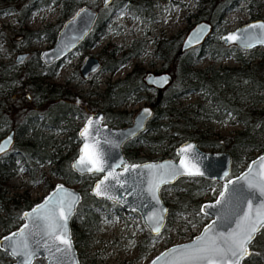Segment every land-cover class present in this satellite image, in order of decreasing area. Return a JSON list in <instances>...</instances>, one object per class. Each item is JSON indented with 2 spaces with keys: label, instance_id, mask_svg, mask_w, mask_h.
<instances>
[{
  "label": "trees",
  "instance_id": "16d2710c",
  "mask_svg": "<svg viewBox=\"0 0 264 264\" xmlns=\"http://www.w3.org/2000/svg\"><path fill=\"white\" fill-rule=\"evenodd\" d=\"M241 1H245L249 19L264 18V14H260L262 0H195L197 11L193 15L197 20L212 19L213 22H217L223 10L237 7ZM81 3L82 0H0V15L4 11L16 12L17 22L19 26H23V20L33 10L58 4L61 15L67 18ZM86 3L89 6L93 4L91 7L98 9L99 19L102 18L104 21H107L112 12L122 5H126L131 14H137L143 20H151L155 17L149 0H117L106 7L107 9L99 7L95 0H87ZM104 24L103 22L99 27L98 22L95 24L88 34L91 41L97 39L98 34L105 30ZM59 25L45 23L42 28L22 27L20 30L27 41L43 39L53 42ZM214 34L212 32L203 43L182 52H178L179 40L176 36L158 38V57L163 59V69L168 70L172 75L170 84L158 92L156 110L158 119L164 117L168 120L165 127H170L172 132L167 133V130H163L159 133L158 128V136L160 140L169 139L172 136L171 144L173 145L191 138L199 147L206 146L210 150L228 151L232 159L230 175H233L254 153L264 151V47L242 49L235 44L225 45ZM140 47V41L134 40L126 52H135ZM37 54V49L32 50L29 59L19 65L0 63V136L6 132L4 128L6 125L9 127L8 130L12 128L14 131L12 147L0 155V210L3 211L0 215V231L3 234L18 226L21 221V212L33 204L21 194L6 195V188L19 166V161L25 165L48 161L54 164L51 171L61 176L65 183L79 185L81 200L70 219L71 233L77 247L82 245L94 231L99 216L97 209L101 206L108 208L111 203L89 194L92 182L90 176L86 174L80 176L71 169L69 161L75 156L76 147L70 155L62 154L61 146L55 143L50 133L44 131L57 128L63 122L65 127L73 129L69 136L62 140L63 143H73L72 140L78 143L77 125L72 124L71 116L78 112L80 106L78 107L73 98L62 97L60 91L56 90L54 93L55 90L52 87L47 89L46 85L41 86L44 82L42 78L53 75V67L41 64ZM204 55L211 60L230 56L237 61V64L216 67L195 66L197 59ZM109 62V56H107L104 67L107 68ZM15 83L18 84L22 94L31 95L29 105H25L28 101L26 102L22 94L19 97L15 96ZM191 90L200 93L201 98L180 107L173 105L178 97L184 96ZM77 114L81 116L82 113ZM198 116L213 120H224L234 116L242 127L229 135L212 137L201 135L195 132ZM143 137L151 139L150 136L143 135ZM139 148L140 142L137 138L133 139L123 146L124 155L131 160L138 159ZM173 154L172 150L169 155ZM189 179L192 182L178 189L177 198L168 205L165 224L161 231L174 223L178 212L190 211L187 207L189 203L195 205L187 217L190 219L188 225L202 226L206 222V216L200 213L198 202L193 198V192L200 191L213 180L206 177H189ZM161 196L166 203L164 196ZM151 237L152 235L145 230L138 245L137 256L143 255L148 250L147 241ZM249 249L251 255L245 257L241 264H264V228L256 234ZM5 254L0 250V261L4 262ZM134 261L135 259H130L120 264H134ZM4 264H9V261ZM33 264L38 263L34 261Z\"/></svg>",
  "mask_w": 264,
  "mask_h": 264
},
{
  "label": "rangeland",
  "instance_id": "374dc122",
  "mask_svg": "<svg viewBox=\"0 0 264 264\" xmlns=\"http://www.w3.org/2000/svg\"><path fill=\"white\" fill-rule=\"evenodd\" d=\"M151 1L154 2L151 6V11L155 12V17L153 19L142 20L139 15H132L126 5H122L110 17L106 32L100 39L88 47L82 46L72 50L55 67L51 77L42 78L44 82L41 86L46 85L47 89L52 87L55 90L54 93H56V90L64 92L61 96L67 93L69 97L74 98L75 95L78 101H87L88 99H96L98 101L102 97L99 96V93L105 88L107 82L110 83L115 79L121 78L133 67L148 68L146 63L151 57L148 51L153 49V44L147 45L146 50L142 54L121 64L113 72H109L105 68H102L91 75V79L86 80L81 79L82 77L78 71V65L81 62L82 56L86 54L101 53L103 59L106 54H104V52L115 47V57H118L121 52H125L128 49L129 45L134 40H139L140 44L145 42L149 43V40L155 37L160 38L174 35L180 41L191 24L197 21V18L193 15L197 11L195 0ZM262 1L263 5L260 9V14H264V0ZM114 2H117V0H114ZM190 13L191 15H189ZM16 15V12L13 11H4L0 15V63L6 65L10 63L18 64L19 62L14 61V57L20 52H28L29 55L27 59H29L32 50L37 49L39 51L40 49L50 46L52 43L51 40L43 39H30L27 41L20 30L22 27L28 29L42 28L45 23L61 24L66 18L61 15L58 4L47 5L31 11L23 20V26H19ZM247 20H249V14L245 8V1H241L237 7L223 10L217 22H213L212 19L210 21L214 24L212 32L219 38L220 34L224 31L232 29ZM157 62L158 70L163 69V59L158 57ZM235 64H237V61L230 56L211 60L206 55L201 56L194 63V65L198 67H204L206 65L216 67ZM14 88L15 96H21L22 93L17 83L14 84ZM70 93H73V95H70ZM22 96L25 98L26 102L28 101L25 105H29L31 95L23 93ZM200 98V93L191 90L184 96L178 97L173 105L180 107L182 105L194 103ZM140 104L139 100H134L125 103L121 106V109L134 112ZM71 120L72 124H80L83 119L74 114ZM167 122L168 120L164 117L157 120V123H159V133L163 130H167V133L172 132L170 127H165V123ZM109 124L115 126L114 122H110ZM195 126L196 133L209 135L211 137L229 135L235 133L242 127L234 116L224 120H213L204 116H198ZM4 128L5 131H7L9 127L6 125ZM72 130V128L65 127L64 123L61 122L59 127L45 129L44 131L50 133L51 137L55 139V143L61 146L62 154L70 155L73 149L77 147V144L74 140H72L73 143H63L62 140L67 138ZM172 140V136L169 139L160 140L158 134H154L151 139L145 138L142 140L138 154L145 159L172 157V155L169 154L172 150L174 152V147L176 146L171 144ZM201 148L210 150V148L206 146ZM255 154L257 153L253 155ZM72 158H70V160ZM247 162L248 161L240 165V170L246 166ZM53 166L54 164L48 161L35 165H25L22 161H19V166L10 178L9 186L6 188V195L16 196L21 194L22 196H26L33 203L37 202L53 186L55 181L63 180L61 176L51 171V167ZM97 176V174H90V180H93ZM191 182L189 177H186L177 180L173 184L163 186L160 189V193L164 196L166 204H172V200L177 198L178 189H182V187L189 185ZM221 187L222 181L213 180L212 183L202 188L200 191H194L193 198L198 202L199 206L200 202L215 198ZM194 205L195 204L189 203L187 207L190 208V211H185L183 213L178 212L171 226H168L166 230L160 231L157 235H152L147 241L148 250L141 256H137L138 245L147 229L138 212L135 210L129 211L123 209L115 203H111L108 208L101 206L97 209L99 216L94 231L86 238L82 245L77 246L79 261L80 263L86 264L91 262L95 264H120L122 261L135 259L134 264H146L151 256L161 251L163 248L170 244L190 239L199 231L201 225H188L190 219L187 217L190 215L191 210H193ZM1 214H3L2 210H0V215ZM1 234L0 231V235ZM7 261H9L10 264L11 259L5 254L4 262ZM4 262L0 261V264H4ZM37 263L43 264L41 260H38Z\"/></svg>",
  "mask_w": 264,
  "mask_h": 264
},
{
  "label": "water",
  "instance_id": "95a60500",
  "mask_svg": "<svg viewBox=\"0 0 264 264\" xmlns=\"http://www.w3.org/2000/svg\"><path fill=\"white\" fill-rule=\"evenodd\" d=\"M87 0H82V3L73 11L71 15L65 18L59 28L56 31L54 41L50 46L40 49L38 51V57L42 64L48 65L56 60L62 58L66 53L73 49L78 42H80L91 30L94 21L97 17V10L86 3ZM112 0H100V5L105 6ZM83 10V11H82ZM79 13V15H77ZM264 23V18L257 17L249 19L246 22L224 31L220 34L219 39L223 44H235L243 49H250L252 47L261 48L264 43L259 41L264 40V29L260 28H248L249 25ZM201 26H204L203 32L200 31ZM247 28V31H240ZM214 29V24L207 19H199L191 24L186 30L184 35L179 41L178 52H182L191 47L197 46L205 40L207 36L211 34ZM233 33H238V39L235 41L226 42L223 37H227ZM246 43H251L252 47H245ZM28 52H20L15 56V60L18 61L24 58ZM100 66V61L94 55H88L85 57L81 70L83 74L92 71ZM172 80V75L168 70L161 69L158 71V75L149 78V82L158 86V90L166 88ZM149 110L146 114L144 110ZM152 114L150 106H142L133 116L132 122L124 126H111L102 121V112L97 110L91 113L85 118L83 123L78 129V137L80 143L77 148L76 155L70 160L69 164L71 169L79 174H97L98 176L91 182L89 187V193L96 198L110 199L119 204L120 207L126 210H135L141 217L147 231L151 235L157 233L152 231V227L147 219L148 216L153 213H158L163 216L161 221L160 231L162 230L168 211L167 204L163 201L160 189L164 185L171 184L181 177H206L211 180L222 181V187L215 198L210 200H204L199 204V211L206 216L207 220L202 224L199 231L194 234L190 239L182 242H177L168 245L161 251L151 256L146 264H153V261L157 257H161L157 264H169V262L180 258L181 253L187 250L183 246L191 245L197 241V237H201L205 233V229L213 221H217L216 225L209 232L208 236L217 235L219 233L227 234L236 227L235 221L242 215L243 211L247 210V201L251 200L253 206L264 203V197H261L259 193L251 194L247 188V181L238 178H242L245 175L248 176V180L253 183L262 182L260 173L264 172V167L261 165L260 158L264 157V151L253 155L247 162L246 166L239 170L236 174L230 175L231 155L225 150H204L199 147L194 139L188 138L179 142L174 147L175 158L164 157L161 159H147L143 161L129 162L124 156L121 146L125 140L134 136L139 132L143 126L145 120ZM98 121L95 127L99 129L98 133H94V138H88L87 141L80 136L81 130L85 127L88 119ZM14 131L12 128L7 130L2 136H0V146L4 147V151H0V155L8 151L13 144ZM98 141V150L103 153V158L106 163L105 172L89 173L81 172L73 165L77 162L81 155V149L84 147L85 142L92 144ZM108 141V143H105ZM191 144L194 146V152L200 154L202 162L197 165L204 173L203 175L189 176L187 174L177 175L173 178L171 175H164L162 178L167 180V183L161 184L157 192L159 203L152 200L147 193L148 181L153 179L148 175L149 170L143 168V165H160L166 162L176 165L183 170L181 160H189L190 157L185 155L184 157L178 156L177 152L185 145ZM118 145V146H117ZM256 162V163H253ZM195 163V161H193ZM110 165L111 167H108ZM141 166L131 171H125V166L131 168V166ZM251 169V170H250ZM108 172H113L118 175L119 179H112L105 181L102 186L103 195L96 194V185L100 183ZM227 173V175H225ZM160 177H157V179ZM229 181L232 183L229 184ZM62 185L63 188L57 191V186ZM123 185V187H121ZM225 185H228V191L225 193L227 199L220 205H216L215 208H207L205 206L209 204H215L220 199V193L225 191ZM243 185V187H241ZM79 185L74 186L65 183L63 180H58L53 183V186L42 196L40 200L33 203L30 207L24 209L21 212V221L15 228L0 235V250L4 251L6 255L11 259L10 264H20L23 259L19 256H14L8 245L12 242L26 241L29 248V252L33 253L31 256V264L34 261H42L43 264H80L77 247L74 244V237L71 233L70 219L75 212L78 202L81 200V194L79 191ZM55 194L53 203L47 206V209H53V212L49 213L47 209L42 210L44 214L49 215V221L45 223L59 222L64 225L63 228H58L55 235H45L47 228L40 222L34 223L31 218L25 217L24 213L31 212L37 205H41L45 202V198ZM65 198L63 205H55L54 201L59 198ZM75 200L71 206V213L68 214V202ZM204 208V211L201 209ZM61 210L65 213L66 219L60 216ZM166 210V211H165ZM207 213V215L205 214ZM222 217V219H218ZM27 225V228H25ZM21 229L24 230L23 237L19 235ZM12 233H17V236L13 238V241H5L4 237L11 236ZM160 233V232H159ZM258 233V232H257ZM256 233V234H257ZM58 237L66 238L70 241V249L61 243V239ZM202 243V242H201ZM250 246V245H249ZM248 246V247H249ZM60 251H57V249ZM177 249L176 252H170L169 250ZM250 251V249H249ZM162 254H165L162 256ZM243 261V260H242ZM241 261V263H242Z\"/></svg>",
  "mask_w": 264,
  "mask_h": 264
},
{
  "label": "snow or ice",
  "instance_id": "6c2138e0",
  "mask_svg": "<svg viewBox=\"0 0 264 264\" xmlns=\"http://www.w3.org/2000/svg\"><path fill=\"white\" fill-rule=\"evenodd\" d=\"M83 11V10H82ZM79 15V13L77 14ZM248 28H260L264 29V23L249 25ZM204 26H201L200 31L203 32ZM240 31H247V28ZM238 33H233L227 37H223V39L228 41H235L238 39ZM260 43H264V40L259 41ZM245 47H252L251 43H246ZM149 110L145 109L144 112L147 114ZM98 121H93L91 118L88 119L85 127L81 130L80 136L84 138L86 141L88 138H94V133H98L99 129L95 127V124ZM108 143V141H105ZM98 141H95L92 144L85 142L84 147L81 149V155L77 162L73 165L74 168H77L79 171L89 172V173H100L105 172L106 163L103 158V153L98 150ZM118 146V145H117ZM0 151H4V147L0 146ZM178 156L184 157L185 155L189 156V160L182 159L181 165L183 166V170L176 165H172L168 162L160 165H143V168L149 170L148 175L152 176L153 179L148 181V189L147 193L151 197L152 200L159 203L157 192L160 188L161 184L167 183L168 181L163 179L164 175H171L173 178L177 175L187 174L189 176H197L203 175L204 173L200 170L197 165L202 162V157L200 154L194 152V146L191 144L185 145L180 148L177 152ZM195 161V163H193ZM261 165L264 167V157L260 158ZM256 163V162H253ZM108 167H111L108 165ZM137 167L133 165L131 168L125 166V171H131ZM251 170V169H250ZM227 175V173H225ZM262 182L253 183L251 180H248V176L245 175L242 178H238L237 183L240 179L247 181V188L251 194L259 193L261 197H264V172L260 173ZM118 180V175H115L113 172H108V174L104 177V179L96 185V194L103 195L104 192L101 190L105 181L109 180V178ZM157 177H160L157 179ZM232 182L229 181V184ZM123 187V185H121ZM243 187V185H241ZM62 185L57 186V191L62 189ZM228 191V185H225V191L220 193V199L216 201L215 204H209L205 207L207 208H215L216 205L222 204L226 199L225 193ZM55 194L50 195L45 198V202L41 205H37L32 209L31 212L24 213L25 217H29L32 219L34 223L40 222L43 224L47 231L45 235H55L56 230L58 228H63L64 225L59 222L45 223L49 221V215L44 214L42 210L47 209V206L50 203H53V198ZM75 202L72 200L68 202V214L71 213V206ZM55 205H63L65 203V198L61 197L54 201ZM49 213L53 212V209H47ZM166 211V210H165ZM204 211V208L201 209ZM207 215V213H205ZM60 216L66 219L65 213L61 210ZM148 221L151 222L150 226L152 227V231L159 234L161 221L163 220V216L158 213H153L152 215L147 217ZM222 219V217L218 218ZM217 221H213L212 224L208 225L205 229V233L202 234L201 237H197V241L191 245L183 246L187 251L181 253L180 258H177L169 264H241V261L251 255L249 251V245L254 240L256 233L260 231V229L264 228V203L253 206L251 200L247 201V210L242 212L237 220L235 221L236 227L232 231L227 234L219 233L217 235L208 236L207 234L212 231ZM27 228V225H25ZM24 230L21 229L19 235L23 237ZM17 236V233H12L9 237H4L5 241H13V238ZM61 239V243L67 246L69 249L71 247V243L68 239L63 237H58ZM202 242V243H201ZM11 249V252L14 256L22 257L23 259L20 261V264H31V256L33 253L29 252L28 244L26 241L12 242L8 245ZM57 251H60L58 248ZM170 252H176L177 249L169 250ZM165 254H162V256ZM161 257H157L153 264H157V261H160Z\"/></svg>",
  "mask_w": 264,
  "mask_h": 264
},
{
  "label": "flooded vegetation",
  "instance_id": "af4514ba",
  "mask_svg": "<svg viewBox=\"0 0 264 264\" xmlns=\"http://www.w3.org/2000/svg\"><path fill=\"white\" fill-rule=\"evenodd\" d=\"M95 1H96V3L99 4V7L104 8V9L106 7H109V5L112 2L114 3V0H112L109 4H107L105 6H101L100 0H95ZM149 1H150V5L152 6V4H154V2L151 0H149ZM93 8H95V7H93ZM118 8H116V10ZM96 10H97V17H96V20L94 21V24H93L90 31H92V29L95 27V24L97 22H98V25H97L98 27L100 25H102L103 22L105 23L104 24L105 30L103 32H101L100 34H98V38L91 41V38L88 37V34L90 33L89 32L80 42L77 43V45L73 49H71L68 53H66L62 58H60L59 60H56L53 63L48 64V65L43 64L44 66H50V67L52 66L53 72H54V69L59 64V62L63 58H65L72 50H74L77 47H82V46L88 47L100 39V37L106 32L107 23H108L110 17L113 15V13L116 10H114L112 12L111 16L109 17V19L107 21H104V19H102V18L99 19L100 13H99L98 9H96ZM101 17H102V15H101ZM147 43L146 42L141 43L140 49L135 51V52L128 53V52H126L127 51L126 50L124 53V51H123L119 54L118 57H115L116 48L113 47L109 51L104 52V54L106 53L103 57L104 60L101 57L102 56L101 53L86 54V55L82 56L81 62L78 65V71H79L80 76L82 77L81 79L88 80V79H91L90 78L91 75L95 74L97 71H99L102 68H105L109 72L115 71L121 64L131 60L132 58H134L135 56H138L139 54H142L146 50L147 45H150V44L154 45L153 49L148 51V54L151 56L148 59V62L146 63V66H148V68L133 67L127 73H125L121 78L115 79L114 81H112L110 83L107 82L105 85V88L99 93V96H102L100 100L97 101L96 99H88L87 101H80V100L78 101L77 100L78 98L75 97V95H74L73 99L76 101V104L78 105V107L79 106L80 107H79L78 112L76 111V113L72 114L71 118L74 116V114L78 115L77 113H82V114H80L81 116H79V115L78 116L83 119L80 124L79 123L76 124L77 125V130H76L77 137H78V129H79L80 125L83 123V121L85 120V118L97 110L102 112V121L105 122L106 124L111 125L109 123L114 122L115 126H124V125L132 122L133 116L138 111V109L142 106H150L152 109V114L145 120L144 126L139 132H137L134 136L128 138L127 140H125L123 142V144L121 146L122 152H123V146L127 143H130L131 140L137 138L138 141L140 142V145H141L142 140L146 138V137H143V135L152 137L154 134H158V123H157L158 114L156 113V110L158 108V92L160 90H158V86L153 85L151 82H149V78L158 75V71H159L158 70V62H157V60H158V38L157 37L152 38L149 40V43L148 44ZM108 52H110V53H108ZM28 55H29V53L24 58H22L18 61H16L15 57H14V61L19 62L18 64H16V63H14V64L19 65L20 63L24 62L28 58ZM88 55H94L95 57H97V59L100 61V66L98 68L92 70V71L86 72V74H83L82 70H81V65H82L85 57ZM37 56H38V54H37ZM107 56H109L110 62L108 63L107 68H106V67H104V64L106 63ZM55 63H57V64L55 65ZM41 64H42V62H41ZM111 66L113 68H111ZM66 92H67V89H66ZM63 93L64 92H61L62 95H63ZM72 95H73V93H72ZM68 96H69V94L65 93L64 96H62V97L67 98ZM134 100H136V101L139 100L141 103L140 106L134 112L126 111L125 109H121V106H123L125 103L132 102ZM111 126H113V125H111ZM147 134H150V135H147ZM148 139H150V138H148ZM78 140H79L78 143H76L77 144L76 153H77L78 145L80 143L79 137H78ZM138 152H139V150H138ZM123 154H124V152H123ZM137 155H138V159H134V160H131L128 158H126V159L129 162L147 160L144 157H142L141 155H139V154H137ZM172 157L175 158V154H173ZM152 160H155V159H152ZM83 175H85V174H83ZM86 175L90 176V174H86ZM93 180H91V181H93ZM106 200H108L110 203H115L114 201H112L110 199H106ZM115 204H117V203H115ZM206 220H207V218H206ZM155 235H157V234H155Z\"/></svg>",
  "mask_w": 264,
  "mask_h": 264
}]
</instances>
